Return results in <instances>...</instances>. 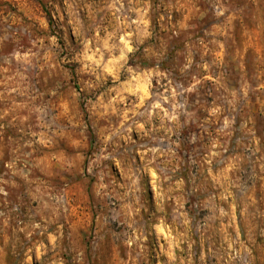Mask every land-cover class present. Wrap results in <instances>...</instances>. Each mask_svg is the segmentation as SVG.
Segmentation results:
<instances>
[{
  "label": "rangeland",
  "instance_id": "374dc122",
  "mask_svg": "<svg viewBox=\"0 0 264 264\" xmlns=\"http://www.w3.org/2000/svg\"><path fill=\"white\" fill-rule=\"evenodd\" d=\"M0 264H264V0H0Z\"/></svg>",
  "mask_w": 264,
  "mask_h": 264
}]
</instances>
